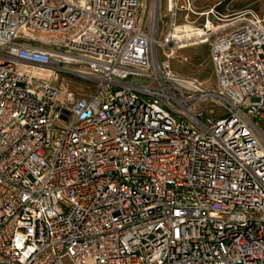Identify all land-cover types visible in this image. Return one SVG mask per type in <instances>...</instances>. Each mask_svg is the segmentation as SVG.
<instances>
[{"label": "built area", "instance_id": "built-area-1", "mask_svg": "<svg viewBox=\"0 0 264 264\" xmlns=\"http://www.w3.org/2000/svg\"><path fill=\"white\" fill-rule=\"evenodd\" d=\"M147 2L0 0V264H264L262 20L202 25L211 93Z\"/></svg>", "mask_w": 264, "mask_h": 264}, {"label": "rangeland", "instance_id": "rangeland-1", "mask_svg": "<svg viewBox=\"0 0 264 264\" xmlns=\"http://www.w3.org/2000/svg\"><path fill=\"white\" fill-rule=\"evenodd\" d=\"M56 3L57 0H49ZM155 2L153 7L150 2ZM174 4L175 21L177 25L189 24L193 28H199L203 24L218 28V31L227 29L225 25L246 12L247 15L254 14L260 18L264 25V0H171ZM148 14L145 27L149 28L150 13L158 21L157 37L160 38L169 28L172 13L168 11V0H148ZM150 6V8H149ZM202 32V30H201ZM194 35V34H193ZM48 37L46 35H43ZM194 41V40H191ZM169 54L171 71L179 76L197 81L203 88L214 93L216 80L209 56L208 43H198L194 46L177 49L176 46L169 48H156L157 58L160 60ZM18 70L31 74L38 79H46L47 72L32 67L17 66ZM82 69V68H81ZM60 89V97L64 98L65 92H70L74 99L85 97L91 90L93 82L73 72H62L59 79L53 82ZM214 97V95H212ZM215 103V102H214ZM199 106L208 107L212 101L207 99L198 103ZM214 106L215 115H221L222 109ZM61 123V122H60Z\"/></svg>", "mask_w": 264, "mask_h": 264}, {"label": "bare ground", "instance_id": "bare-ground-1", "mask_svg": "<svg viewBox=\"0 0 264 264\" xmlns=\"http://www.w3.org/2000/svg\"><path fill=\"white\" fill-rule=\"evenodd\" d=\"M154 5L157 6L156 1L155 2H151V6L153 7ZM150 18H153L152 13H150ZM263 21V20H262ZM177 32L176 35L177 36H184V37H180L182 39H180L176 45L177 49H181V48H186V47H190V46H194L198 43H203V40H200L199 37H201V30L199 28H193L191 27L189 24H184V25H178L177 27ZM194 34V35H193ZM194 40V41H191ZM169 56V54H168ZM34 69H38V68H34ZM39 70L41 71H46L49 72L50 69L49 68H39ZM55 78L53 77L51 79V82H54Z\"/></svg>", "mask_w": 264, "mask_h": 264}, {"label": "trees", "instance_id": "trees-1", "mask_svg": "<svg viewBox=\"0 0 264 264\" xmlns=\"http://www.w3.org/2000/svg\"><path fill=\"white\" fill-rule=\"evenodd\" d=\"M92 87H93V85H92Z\"/></svg>", "mask_w": 264, "mask_h": 264}]
</instances>
